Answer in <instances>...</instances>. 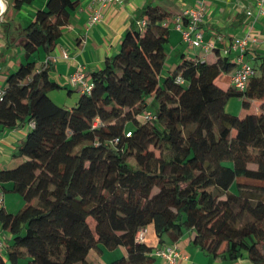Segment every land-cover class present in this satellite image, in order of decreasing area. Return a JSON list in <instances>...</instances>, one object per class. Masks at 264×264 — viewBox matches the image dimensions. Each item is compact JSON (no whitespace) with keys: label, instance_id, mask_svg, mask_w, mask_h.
Wrapping results in <instances>:
<instances>
[{"label":"trees","instance_id":"obj_1","mask_svg":"<svg viewBox=\"0 0 264 264\" xmlns=\"http://www.w3.org/2000/svg\"><path fill=\"white\" fill-rule=\"evenodd\" d=\"M32 2L11 4L18 10ZM77 6L78 0H46L35 12L22 30L23 62L2 90L0 131L28 129L13 162L0 170V192L23 202L12 214L0 208V225L10 234L0 264H97L91 251L119 248L124 254L103 264H154L156 251L185 236L224 264H264L260 55L244 91L217 85L236 67L227 56H183L162 74L170 16L147 7L145 26L132 25L118 53L84 74L90 90L61 106L49 92L73 91L52 82L50 66L38 68L36 57L49 54ZM230 98L244 111L255 102L257 110L232 115L225 110ZM150 225L158 248L136 242Z\"/></svg>","mask_w":264,"mask_h":264},{"label":"crops","instance_id":"obj_2","mask_svg":"<svg viewBox=\"0 0 264 264\" xmlns=\"http://www.w3.org/2000/svg\"><path fill=\"white\" fill-rule=\"evenodd\" d=\"M7 9L0 8V91L5 88L6 78L13 73L17 65L23 62V51L20 42L22 40V30L34 18L38 9L45 6L46 0L33 2L30 5H23L20 9H14L11 1L5 0ZM199 0H122L121 4L109 5L103 11L101 21L94 23L87 28V21L90 17L88 5L89 0H78V6L71 13L68 26L63 30L61 36L52 46L49 54L39 51L36 57L37 67L49 68V79L61 87L70 88L73 92L68 95L64 90L49 92V97L56 104L71 107L75 104L80 90L68 84L67 78L77 70L84 74L99 70L103 67L106 58L118 53L122 37L127 29L132 25L138 28L141 20V13L144 8L157 7L169 14L170 19L166 25L169 35L165 46L166 60L163 72L172 71L184 56L186 59H206L215 61L217 57L227 56L232 61L238 57L239 52L231 48L234 39H242L247 35L252 18L245 15L247 9L254 8V0H206L204 18L199 24V31L203 35V45H212L207 55L201 48L189 46L182 38L180 31L175 29L174 18L186 9H196ZM8 17L5 20V15ZM252 26V25H251ZM253 30L249 34L250 40L247 47L246 60L254 63L255 58L260 55L258 63L264 61V17L259 18L252 26ZM194 36L191 35V38ZM67 54L68 59H63L62 55ZM47 58H50L47 63ZM89 84V80H86ZM217 85L226 89L231 86L230 73L222 75L217 80ZM231 102H227V106ZM256 103L253 102L249 111L240 110V115L247 112L256 111ZM27 127V126H26ZM0 131V170H4L13 162L17 145L25 137L27 128ZM16 194H2L0 192L1 205L6 213L12 214L18 211L23 202L21 198L17 200ZM144 231V242L152 248H158V240L153 225L148 226ZM185 236L177 244L178 251L182 258L178 264H224L220 259H213L198 248L189 243V238ZM10 239V234L0 225L1 255L4 252L5 243ZM264 249V244H263ZM114 251L124 254L123 249ZM94 252V251H93ZM113 252V251H109ZM90 252V259H91ZM104 252L97 255V264H103ZM157 257V256H156ZM154 264H163L160 258H156ZM237 264H250L246 260H241Z\"/></svg>","mask_w":264,"mask_h":264},{"label":"built area","instance_id":"obj_3","mask_svg":"<svg viewBox=\"0 0 264 264\" xmlns=\"http://www.w3.org/2000/svg\"><path fill=\"white\" fill-rule=\"evenodd\" d=\"M122 0H89L88 10L89 19L87 21V28L91 27L94 23L101 21L103 16V11L109 5L118 4L120 5ZM206 0H199L198 7L196 9H186L178 16L174 18L175 29L180 31L182 38L189 46L193 48H201L204 52H209L212 45H203V35L199 31V24L202 23L205 12ZM245 15L248 18H252V26L259 18L264 17V0H254V8L247 9ZM184 19L187 23L184 25ZM167 22H165V26ZM138 28H143L145 26V20L141 19L138 22ZM249 26L247 35L242 39H234L231 42V48L239 52L238 57L235 59V69L230 74V83L233 88L238 91H244L247 82L255 74V71L250 63L246 62L244 59V53L248 47L249 41L254 40L250 37V33L253 30L252 26ZM191 35L194 37L191 38ZM63 59H68L67 54L62 55ZM69 85L73 87H78L80 92H88L91 88L90 83L88 84L84 78V73L81 70H77L70 74L67 78ZM2 90L0 91L1 100ZM150 114L147 113L143 120L150 119ZM1 205V199H0ZM144 241V231H139L136 235V242L142 243ZM1 248V242H0ZM155 256L159 257L163 264H178V261L182 258L180 252L178 251L177 245H171L165 247L163 250H158L155 252Z\"/></svg>","mask_w":264,"mask_h":264},{"label":"rangeland","instance_id":"obj_4","mask_svg":"<svg viewBox=\"0 0 264 264\" xmlns=\"http://www.w3.org/2000/svg\"><path fill=\"white\" fill-rule=\"evenodd\" d=\"M7 1H11V0H7ZM36 1H40V0H33V2H36ZM32 2V3H33ZM11 3V2H10ZM4 11H2V13H3ZM8 17V14L7 15H5V20H4V22L6 21V18ZM251 65L252 66H254V63H251ZM256 71V70H255ZM164 73H166L165 71H164ZM229 102H231V103H229V105L227 106V109H226V112H228V113H230V114H232V115H235V116H240V110H241V101H239L238 99H236V98H230L229 99ZM150 109H152V107H150ZM17 200H19L20 199V197L18 196V195H15L14 196ZM36 203V199L35 200H33L32 201V204H35ZM103 254H104V256H103V258H101L102 259V261L103 262H110V261H113V260H115V259H118L119 257H120V254H119V252H117V251H113V252H109V251H107V250H103ZM97 252L96 251H92V253H91V259H93V260H95V258H96V256H97Z\"/></svg>","mask_w":264,"mask_h":264},{"label":"bare ground","instance_id":"obj_5","mask_svg":"<svg viewBox=\"0 0 264 264\" xmlns=\"http://www.w3.org/2000/svg\"><path fill=\"white\" fill-rule=\"evenodd\" d=\"M0 8H2L3 10L5 9V4L3 0H0Z\"/></svg>","mask_w":264,"mask_h":264},{"label":"water","instance_id":"obj_6","mask_svg":"<svg viewBox=\"0 0 264 264\" xmlns=\"http://www.w3.org/2000/svg\"><path fill=\"white\" fill-rule=\"evenodd\" d=\"M3 2H4V4H5V8L7 9V3H6V1L5 0H3ZM1 15H3V13L2 14H0V16Z\"/></svg>","mask_w":264,"mask_h":264}]
</instances>
